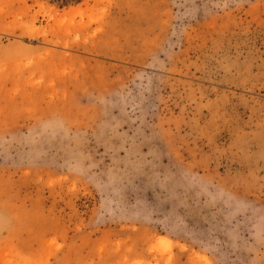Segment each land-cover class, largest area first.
<instances>
[{
	"label": "rangeland",
	"instance_id": "1",
	"mask_svg": "<svg viewBox=\"0 0 264 264\" xmlns=\"http://www.w3.org/2000/svg\"><path fill=\"white\" fill-rule=\"evenodd\" d=\"M0 264H264V0H0Z\"/></svg>",
	"mask_w": 264,
	"mask_h": 264
}]
</instances>
